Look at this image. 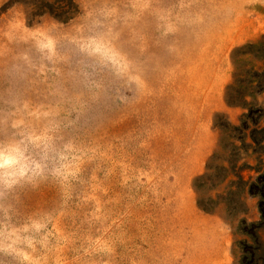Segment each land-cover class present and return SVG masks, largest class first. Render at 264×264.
<instances>
[{
    "label": "rangeland",
    "instance_id": "rangeland-1",
    "mask_svg": "<svg viewBox=\"0 0 264 264\" xmlns=\"http://www.w3.org/2000/svg\"><path fill=\"white\" fill-rule=\"evenodd\" d=\"M4 159L0 264H264V0H0Z\"/></svg>",
    "mask_w": 264,
    "mask_h": 264
},
{
    "label": "crops",
    "instance_id": "crops-1",
    "mask_svg": "<svg viewBox=\"0 0 264 264\" xmlns=\"http://www.w3.org/2000/svg\"><path fill=\"white\" fill-rule=\"evenodd\" d=\"M224 84V83H223ZM224 89V85H222V90ZM192 215L198 218V226L197 228L201 231L208 232L207 239L218 238L217 243L219 244L216 253L212 252V263L210 264H224L229 261L230 253H229V241L226 240V226H224V222L221 220L220 216L213 215L210 213H206L200 210L198 207L192 208ZM202 231V232H203ZM211 256V257H212Z\"/></svg>",
    "mask_w": 264,
    "mask_h": 264
},
{
    "label": "trees",
    "instance_id": "trees-1",
    "mask_svg": "<svg viewBox=\"0 0 264 264\" xmlns=\"http://www.w3.org/2000/svg\"><path fill=\"white\" fill-rule=\"evenodd\" d=\"M248 116H250V115H248ZM254 123H256V122H254ZM243 129H244V134H243V138H242V141H244V144H245V141L247 140V138H248V134H247V132L246 131H248L249 130V125L248 124H246L245 122H243ZM255 131V129L254 130H252V132H251V137H253V132ZM222 170H223V168H222ZM224 170H225V172H226V177L227 176H229L230 175V172L227 170V168H224ZM237 176H238V179L237 180H234V181H232V184H236V185H239L240 184V182H242V177H241V175L240 174H237ZM201 177H198L197 179H196V182L194 183V187H195V189H196V191L197 192H199V186L197 185V180H199ZM263 187V186H262ZM213 203H215V205L217 206L218 205V203L216 202V201H212ZM198 205H199V207L202 209V210H204V211H206V212H210V213H214L215 212V210L213 211L212 209H209V208H207L206 206H204V204H203V202L201 201V199H198Z\"/></svg>",
    "mask_w": 264,
    "mask_h": 264
},
{
    "label": "clouds",
    "instance_id": "clouds-1",
    "mask_svg": "<svg viewBox=\"0 0 264 264\" xmlns=\"http://www.w3.org/2000/svg\"><path fill=\"white\" fill-rule=\"evenodd\" d=\"M9 163H11V161H9L7 159H4V160L0 161V167L5 166V165H7Z\"/></svg>",
    "mask_w": 264,
    "mask_h": 264
}]
</instances>
